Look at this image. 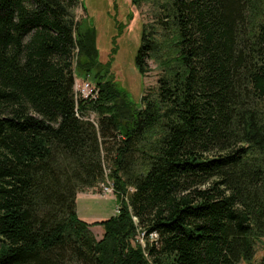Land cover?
I'll return each mask as SVG.
<instances>
[{
  "label": "trees",
  "instance_id": "16d2710c",
  "mask_svg": "<svg viewBox=\"0 0 264 264\" xmlns=\"http://www.w3.org/2000/svg\"><path fill=\"white\" fill-rule=\"evenodd\" d=\"M79 3L0 0V264L249 262L264 239V0L160 5L134 58L140 76L160 68L139 105ZM75 76L94 97H75ZM106 176L117 213L80 220L76 194Z\"/></svg>",
  "mask_w": 264,
  "mask_h": 264
},
{
  "label": "rangeland",
  "instance_id": "374dc122",
  "mask_svg": "<svg viewBox=\"0 0 264 264\" xmlns=\"http://www.w3.org/2000/svg\"><path fill=\"white\" fill-rule=\"evenodd\" d=\"M80 1L86 13L79 3L74 8L75 19L84 24V27L91 24L95 28L99 61L105 64L112 57L110 66L112 80L126 91L132 102L139 105L140 98L144 94L153 93L156 90L157 79L160 75V68L155 61H148L150 70L142 76L135 68L134 58L140 44L141 28L154 22L159 6L167 0H146L140 6H133L130 0ZM114 18L123 28L122 34L115 41L116 53L110 56L112 38L116 34ZM85 84L89 89L87 94L91 97L95 96L93 83L88 78L75 76L73 90L76 98L80 97L79 90ZM87 117L91 121H96L94 113H89ZM107 173L108 171L105 174ZM107 182L112 184L106 176L102 183L93 188L83 189L76 194V213L80 220L91 224L105 221L116 214L119 206L114 192L103 190ZM90 231L97 240L103 234V229L99 225L91 226ZM263 253L264 239H261L255 245L253 258L249 262L241 261L239 264H258Z\"/></svg>",
  "mask_w": 264,
  "mask_h": 264
},
{
  "label": "built area",
  "instance_id": "2783aa9c",
  "mask_svg": "<svg viewBox=\"0 0 264 264\" xmlns=\"http://www.w3.org/2000/svg\"><path fill=\"white\" fill-rule=\"evenodd\" d=\"M88 90H89L88 86H87V84H85V86L79 90V96H80L79 98L86 99L89 96V94H87ZM106 184H107V186L103 187L104 192H111L112 191V193H113L114 192L113 184H110L109 182H107ZM101 185H103V184H101ZM117 211H118V209L116 210V213H117ZM140 241L142 242L141 237H140Z\"/></svg>",
  "mask_w": 264,
  "mask_h": 264
}]
</instances>
